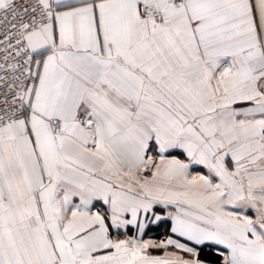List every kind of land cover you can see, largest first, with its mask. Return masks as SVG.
<instances>
[{"label":"snow or ice","instance_id":"1","mask_svg":"<svg viewBox=\"0 0 264 264\" xmlns=\"http://www.w3.org/2000/svg\"><path fill=\"white\" fill-rule=\"evenodd\" d=\"M0 264H264V0H0Z\"/></svg>","mask_w":264,"mask_h":264}]
</instances>
